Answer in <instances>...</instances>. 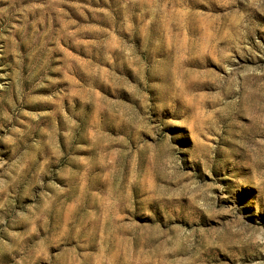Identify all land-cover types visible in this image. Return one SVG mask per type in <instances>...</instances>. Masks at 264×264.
Listing matches in <instances>:
<instances>
[{"label":"rangeland","instance_id":"374dc122","mask_svg":"<svg viewBox=\"0 0 264 264\" xmlns=\"http://www.w3.org/2000/svg\"><path fill=\"white\" fill-rule=\"evenodd\" d=\"M0 264H264V0H0Z\"/></svg>","mask_w":264,"mask_h":264}]
</instances>
